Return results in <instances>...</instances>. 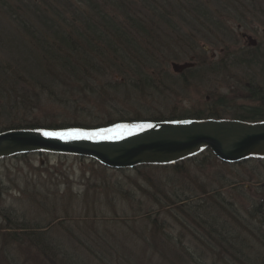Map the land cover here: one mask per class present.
Here are the masks:
<instances>
[{
  "label": "trees",
  "instance_id": "obj_1",
  "mask_svg": "<svg viewBox=\"0 0 264 264\" xmlns=\"http://www.w3.org/2000/svg\"><path fill=\"white\" fill-rule=\"evenodd\" d=\"M0 18L12 28L0 26V133L93 129L142 121H264V44L237 46L235 33L238 26L254 33L259 24L264 25V0H0ZM183 59L194 66L186 69L188 76H182L185 71L177 74L182 86L192 79L207 90L203 96L207 108L202 111H177L174 102L166 103V93L174 91L171 86H181L168 71L170 62ZM216 84L234 88L229 94H240L250 105L234 107L227 93L216 95ZM41 95L66 109L64 120L52 122L41 112ZM141 99L158 100V108L166 105L170 110L164 114L147 105L139 114L129 111ZM251 162L263 165L264 157L254 156L233 167ZM207 165L230 169L232 164L203 148L165 164L164 169L179 175L166 178L167 188L147 179L144 193L151 202L160 201L175 223H188L186 228L199 247L184 246L179 237L159 230V225L156 230L151 218V229L144 224L146 233L138 240L129 237L133 244L127 247L111 235L112 240L101 237L104 242L75 236L65 242L49 232L57 223L64 226L65 219L25 225L15 214L7 217L1 212L7 232H2L6 239L0 246V264H263L264 203H248L242 217L233 193L242 197L243 184L238 188L225 183L221 188L226 179L212 175L213 185H218L208 188L202 173ZM188 167L199 170L203 179L194 174L189 185L181 184L177 178ZM260 174L257 179L250 174L238 176L237 182H260ZM233 224L242 235L231 229ZM71 230L68 225L65 233L72 234ZM123 233H128L126 228Z\"/></svg>",
  "mask_w": 264,
  "mask_h": 264
},
{
  "label": "rangeland",
  "instance_id": "obj_2",
  "mask_svg": "<svg viewBox=\"0 0 264 264\" xmlns=\"http://www.w3.org/2000/svg\"><path fill=\"white\" fill-rule=\"evenodd\" d=\"M3 22V19L0 18L2 29L4 27L6 30H12ZM237 28L238 31H235L237 34L239 31H246L240 29V26ZM246 34L254 38L256 44L258 42H263L264 44V25L259 24L254 33L246 32ZM237 36V46H243L244 42L247 43L244 38L239 37V34ZM175 62L184 63L189 62V60L183 59ZM168 71L177 78L181 86H171L174 91L173 93H166V95H169L166 103L170 105L174 102V108L177 111L185 108L192 109L195 112L207 108V104L203 100L204 92H207V90H204L205 86L202 84L200 86L192 79H189L187 83H183L184 85L182 86L181 81L178 79L179 76L173 73L170 67ZM188 75L189 72L186 70L182 74V76ZM224 87H219V84H216L213 90L216 95L218 93H227L234 107L240 108L242 105H250L246 98H240V94H229V90L234 88L227 89ZM180 88L181 90L178 92L177 90ZM140 101L129 111L139 114L140 111H144L147 108V105L153 111L162 109L164 114L167 113L165 110H170V107L166 105L158 108L160 105L158 100L141 99ZM237 108L236 110L239 111L240 109ZM39 109L41 112L45 111V114H48L52 122H57L59 119L64 120L65 117L63 116L68 114L65 112L66 109L60 105L49 103L47 96H42ZM151 110L147 111L152 112ZM36 113V111L33 112V114ZM37 117L39 118L40 116L38 115ZM233 166L234 164L230 166V169H223L218 165L213 167L207 165L202 170V173L206 178L208 188L217 187L216 185H218L217 183L213 185L212 175L220 178L221 181H223V178L226 179L221 188L225 187V183H231L238 188L243 184V196L238 198L237 194L233 193V199L240 204L241 212H239L245 217L247 214V209H244L245 205L257 203L258 201L264 203V164L260 165L256 162H251L244 164L240 168ZM251 168L254 170H251ZM133 169L128 168L123 171L109 168L102 169L100 164L88 158L45 152L26 153L1 158L0 246H2V241L6 239L2 236V232H7L3 228L6 222L5 216L2 215V213L5 214L4 212H6L8 213L7 217H10L11 213H13L15 214L13 216H17L25 225H32L35 222L41 223L42 221H45L43 222L44 224L48 221L54 222L56 218L65 219L66 221H63L64 226L57 223V227L49 231L52 237L58 238V236H61L65 242L72 240L73 236L77 239L78 237H81V239L99 238V242H104L101 237L112 240L109 237L111 235L114 238H118L115 241L119 245L122 243L126 246L132 245V238L129 239V237L138 240L143 233H146L145 229L147 227L151 229V224H154L153 227L156 230L159 225V230L161 229L162 232L165 230V232L179 237L184 246L195 247L196 245L199 247L196 243L198 240H195L192 231L186 228L189 227L188 223L186 226L175 223L169 217V212L163 211L160 201L151 202L147 195L144 194L145 191H148L147 179L155 186H164L168 176L175 177L179 174L176 175L169 169L157 167H146L137 172ZM197 171L199 170L195 169V167H188L187 173L180 175L177 180H182L183 183L181 184L189 185L190 181L188 179L191 180L194 174H197L199 179H203L201 172ZM260 171L262 172L261 174ZM257 173L262 178L260 182L255 181L258 178ZM247 174H250L255 179L249 182H237ZM164 187L167 188V186ZM225 191L231 193L229 190H224V194ZM241 201H245V203L241 204ZM142 216L146 217V220ZM150 218L153 219V223L148 224ZM8 223L9 221L6 225ZM68 225L72 229L73 235L65 233ZM125 228L128 233H123ZM159 230L157 235H160ZM197 230L199 229L197 228ZM101 245H105V243ZM7 247L16 256L13 245L8 244Z\"/></svg>",
  "mask_w": 264,
  "mask_h": 264
},
{
  "label": "water",
  "instance_id": "obj_3",
  "mask_svg": "<svg viewBox=\"0 0 264 264\" xmlns=\"http://www.w3.org/2000/svg\"><path fill=\"white\" fill-rule=\"evenodd\" d=\"M240 37L248 46L256 40L244 32ZM175 73L192 67V62L170 63ZM190 121L191 123H178ZM171 122H122L116 125L152 124L153 127L125 133L121 139H59L43 132L64 130H7L0 133V158L12 155L50 152L90 158L108 168H131L141 164H166L208 148L220 161L236 163L248 156H264V121L243 122L232 119L181 120ZM111 126L104 129L115 128Z\"/></svg>",
  "mask_w": 264,
  "mask_h": 264
},
{
  "label": "snow or ice",
  "instance_id": "obj_4",
  "mask_svg": "<svg viewBox=\"0 0 264 264\" xmlns=\"http://www.w3.org/2000/svg\"><path fill=\"white\" fill-rule=\"evenodd\" d=\"M178 123H191L190 121H181ZM153 127L152 124H137V125H116L115 128L102 129L99 131H83L80 129H73L64 132H43L45 136H54L59 139L78 140V139H121L125 133L131 135L134 130H143L145 128Z\"/></svg>",
  "mask_w": 264,
  "mask_h": 264
},
{
  "label": "bare ground",
  "instance_id": "obj_5",
  "mask_svg": "<svg viewBox=\"0 0 264 264\" xmlns=\"http://www.w3.org/2000/svg\"><path fill=\"white\" fill-rule=\"evenodd\" d=\"M244 45H247L245 42H244ZM119 124V123H118ZM116 125V124H115ZM108 127H110V126H106V127H96V128H93V130H97V129H104V128H108ZM88 130H91V129H88ZM163 166L164 165H162V164H157V166L156 167H158V168H160V169H164L163 168ZM174 205V204H173ZM175 206H177V205H175ZM210 216V215H209ZM242 217H243V215H242ZM220 219L221 220H223L224 221V219H223V217H220ZM231 229L233 230V231H235V233H239V231H238V226H235L234 224L231 226ZM239 234H241L242 235V233L240 232ZM252 247L254 248L253 249V251H258V247L256 246V244H252ZM238 264V263H237ZM264 264V263H263Z\"/></svg>",
  "mask_w": 264,
  "mask_h": 264
}]
</instances>
